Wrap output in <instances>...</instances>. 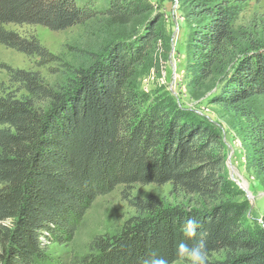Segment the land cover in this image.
Here are the masks:
<instances>
[{
  "label": "trees",
  "instance_id": "obj_1",
  "mask_svg": "<svg viewBox=\"0 0 264 264\" xmlns=\"http://www.w3.org/2000/svg\"><path fill=\"white\" fill-rule=\"evenodd\" d=\"M242 1L193 2L197 11L191 15L205 22L192 36L196 56L189 83L201 86L217 72L219 94L212 102L224 108L264 96V39L233 29ZM91 6L0 0V45L45 61L49 56L37 40L4 27L63 31L93 18ZM102 6L107 17L150 10L145 0H103ZM147 45L140 38L111 49L103 60L75 71L65 88L45 83L38 72L7 69L17 91L0 95V264H65L51 259L48 246L73 240L95 198L118 186L167 184L171 192L195 199L197 208L124 196L134 216L117 234L93 237L89 255L70 264H144L153 252L175 264L178 243L194 242L182 231L188 218L199 222L196 239L206 242L208 264H264V232L243 228L247 207L235 200L243 193L222 180L217 134L204 119L188 121L169 99L145 105L127 89ZM243 115L252 117L249 111ZM254 129L262 146L255 157H261H249L247 170L264 172V122Z\"/></svg>",
  "mask_w": 264,
  "mask_h": 264
},
{
  "label": "rangeland",
  "instance_id": "obj_2",
  "mask_svg": "<svg viewBox=\"0 0 264 264\" xmlns=\"http://www.w3.org/2000/svg\"><path fill=\"white\" fill-rule=\"evenodd\" d=\"M89 1L93 18L63 31L28 25L4 27L22 38L37 40L49 58L42 61L0 45V95L17 91L9 82L7 69L38 72L45 83L65 88L75 71L85 70L94 61L103 60L111 49L137 43L140 38L147 40L143 56L130 72L127 89L137 94L145 105L167 98L188 121L206 120V125L223 145L222 180L243 193L241 198L235 199L247 207L241 221L243 228L264 232V172L247 170L249 157H255V152L262 148L254 128L257 123L264 122V96L224 108L212 102L219 94L217 72L201 86L190 85L188 70L196 56L191 40L195 28L205 22L202 15H191L197 11L194 0H145L150 5L147 13L125 17L105 16L103 0H76V3L81 7ZM214 4L209 7L213 8ZM233 29L260 34L264 39V0H243ZM133 38L136 39L133 41ZM248 111L250 119L243 115ZM260 157L256 156L255 160L260 162ZM124 196L140 199L152 196L167 205L197 208L195 199L171 192L169 184L130 189L118 186L109 194L95 198L70 243L48 246L51 259L70 264L74 259L89 255L88 246L93 237L117 234L134 216Z\"/></svg>",
  "mask_w": 264,
  "mask_h": 264
},
{
  "label": "clouds",
  "instance_id": "obj_3",
  "mask_svg": "<svg viewBox=\"0 0 264 264\" xmlns=\"http://www.w3.org/2000/svg\"><path fill=\"white\" fill-rule=\"evenodd\" d=\"M200 225L195 218H188L182 225L183 234L193 239V243L181 241L177 245L176 258L179 264H208L209 254L206 242L196 239ZM144 264H169V260L156 252L151 253Z\"/></svg>",
  "mask_w": 264,
  "mask_h": 264
},
{
  "label": "water",
  "instance_id": "obj_4",
  "mask_svg": "<svg viewBox=\"0 0 264 264\" xmlns=\"http://www.w3.org/2000/svg\"><path fill=\"white\" fill-rule=\"evenodd\" d=\"M240 187V186H239ZM241 188V187H240Z\"/></svg>",
  "mask_w": 264,
  "mask_h": 264
}]
</instances>
